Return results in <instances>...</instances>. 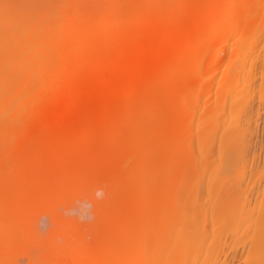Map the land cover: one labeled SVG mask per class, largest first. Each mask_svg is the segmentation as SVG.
I'll use <instances>...</instances> for the list:
<instances>
[{"label":"bare ground","instance_id":"6f19581e","mask_svg":"<svg viewBox=\"0 0 264 264\" xmlns=\"http://www.w3.org/2000/svg\"><path fill=\"white\" fill-rule=\"evenodd\" d=\"M61 1L59 4L54 3V0H0V123L3 125L2 122H6L9 126L5 130L12 134L2 137L3 142H0V233L11 236L12 231L5 227L10 223L9 216L18 219L31 201L48 199L64 189L95 181L104 188L108 187V195H114V214L120 224L115 248L123 257L128 253L134 256L133 260H137L140 254H136L135 258V250L139 251L143 243L142 248L147 244L150 245L147 246L149 249L152 247L157 252L158 249L161 250L165 264L167 261V264H218L224 250L229 247L226 238H222V232L229 230L236 240L231 248L246 239L251 259L248 264H264V195L258 202L254 200V203L245 196L247 170L250 171L249 176H253L256 169L261 171L258 172L259 177L264 174V168L259 169L260 156L257 160L259 167L256 164V169L253 168V161L250 170L247 169L246 164L251 162L247 160L245 153L249 146L250 131L247 133L244 126H239L241 115L234 117L236 113L231 117H238V121L229 125L234 121L230 118V123L224 125L225 122L222 121L221 126L217 115L224 120L223 114L227 112L225 108L221 114L217 101L214 106H209L210 109L205 108V112L201 114L203 116L199 115V118L204 117L202 125L199 124L194 129H203L196 134L192 131V114L195 108L198 109L195 103L199 102L196 98L209 91L211 86L206 81L210 79L205 77L204 81V74L207 68L212 69L224 58L223 45L232 35H229V31H234L237 26L240 29L247 27L241 30L242 34H238L240 29H236L239 36L233 41H241L237 45L238 42L234 43L233 52L242 50L248 44L244 42L248 40L246 37L252 39L248 44L252 50L256 46V36V43L264 41V38L261 39L264 34L260 35L264 33V29H259L264 27V0H173L171 8L172 0H167L169 7L164 4L159 7L161 10L155 9V14L141 23L134 22L135 25L130 23L131 26L128 24L125 27L126 24L119 20L120 24L111 26V31L124 30L127 33L125 29L130 28L127 31L129 34L133 32L131 38H117L114 33V40H108L106 45L103 40L105 36L88 43L80 35L84 33H76L78 30L74 31V22L78 18L74 19L72 15L69 17V1ZM183 1L186 2L185 5L182 4ZM175 2H181L184 6H175ZM161 11L166 14L165 17L158 16ZM66 12H69L68 17H64ZM73 24L74 29L71 27ZM66 27H71L72 30H66ZM60 29L64 31L61 33ZM27 30L30 34L26 35H32V38L24 37ZM102 30H107V27H102ZM120 32L116 36L121 35ZM244 33L249 36L244 37ZM224 34L227 35V40ZM21 37L27 38V41ZM64 39L66 44L63 43ZM61 42L65 45L64 48L60 46ZM97 43L102 48H97ZM74 56H79L80 59H75ZM237 57L241 55L238 54ZM244 57L239 59L240 64L232 57V67L225 71L227 76H224L226 78L223 82L226 80L231 88L236 84H233L234 79L238 80L241 73L242 78L245 73L246 78H250L249 74L255 73L259 65V57ZM25 61L29 62L24 63ZM235 61L238 65L233 66ZM23 63L27 66L25 70L28 65L33 66L34 70L29 67V72L36 69L32 74L40 70L37 76L34 75L40 78L29 75L32 80L38 81V85L33 86L34 89L45 86L47 93L42 88L38 89V93L37 90L32 93L34 89L30 87L32 91H29L28 82L31 79L29 75L26 77V72H21L24 69ZM48 63L52 66L55 64V68ZM261 64V68L257 69L264 70V57L261 58ZM16 68L29 78L26 79L28 81L17 78L18 81L15 78L18 82L14 83L9 75L12 70L17 74L19 71ZM261 72L264 73L259 71L260 74ZM42 76L44 83L40 85L43 82ZM45 77H51L50 80L47 79L49 82L45 81ZM21 81L26 84L19 86ZM249 88H244V95ZM41 89L47 94L44 93L45 97ZM27 90L30 95L35 94L31 95L33 98L41 93V98L37 96L39 102L35 97L36 103L31 104L32 98H28V94L23 95ZM23 96L28 100L24 98L22 101ZM15 97L19 98L17 101L20 105H16V102L13 104ZM233 98L232 103L235 101ZM244 102L246 105V100ZM15 105L19 107L17 114L15 113L18 120L17 116L13 118L15 114L10 119H3L6 118L8 109L9 112L11 108L16 109ZM201 111L202 109L200 113ZM256 112L259 113V110ZM207 113L209 115L206 116ZM229 114H226L225 119ZM194 140L198 143L200 140L201 145L204 143L203 150L200 144L197 145L201 147H197V152L202 150L198 152L199 157H194L198 155L192 147L196 145L193 144ZM255 154L253 156L256 158ZM228 172L233 173V180L226 184L223 179ZM201 174L208 175L206 182L205 175L202 178ZM193 175L197 177H192ZM249 178L246 183L253 177ZM198 179H203L205 183L198 182ZM189 180H195L190 183L192 186L189 185ZM253 187H249L250 192ZM201 194L206 198L204 201L201 200ZM144 222H147L146 227L145 224L142 225ZM145 229L150 230V238L145 236L148 232ZM221 230L223 231L219 232ZM218 233L222 235L219 237ZM143 235L148 241L144 242ZM71 255L69 254V258ZM156 255L158 259L162 256ZM123 257L120 255V258ZM150 257L153 258L150 255L146 260ZM149 260H144L143 263L148 264Z\"/></svg>","mask_w":264,"mask_h":264},{"label":"rangeland","instance_id":"374dc122","mask_svg":"<svg viewBox=\"0 0 264 264\" xmlns=\"http://www.w3.org/2000/svg\"><path fill=\"white\" fill-rule=\"evenodd\" d=\"M60 1L61 0H54V3L58 2L60 4ZM65 1L66 2L69 1L68 4H70V6L68 5L67 8L70 7V15H69V12H68V14L66 12V15L64 17H68L67 15H69V17H70L72 15L73 18L74 17L75 18H78V19H75L74 18L76 20V22H74L75 29H74V24H73V26H71V27H73L74 31L75 30L76 31L78 30L76 33H84L83 35L82 34H80V35L83 36L84 37L83 39H86V41L88 40V43L90 41H97V39L98 40L103 39V36H105V38L103 39L104 42H105V45L108 43V40H112V39L114 40V37H113L114 36L113 35L114 33H115V37L121 38V39H129V38H131V36L133 34V32H132V34H129L130 32L127 31V29H130V28H127V29L124 28L127 33H124V30L121 31V32L120 31H117L118 33L117 32H113V31H111L112 30L111 29V26H117L120 23H124V24H126V26L125 25H123V26L127 27V25L130 24V23H132V25H135V24H133L134 22L136 24L141 23V22H143L145 20V18L148 19V17H152V15L155 14L154 13V10L155 9H157V8H159L161 6H164V4H166V2L168 3L167 0H77V1L76 0L75 1L74 0L73 1L72 0H64V2ZM172 2H173V0L171 1V3ZM97 3H100V4H97ZM180 3L181 2L176 3L175 6H177V4H179V6L181 5V7H183L186 2L185 3H184V1L182 2V4L184 3L183 6ZM66 4L67 3H65V6H66ZM73 5H74V7H73ZM65 6L63 8H64V10L66 9L65 11H67V8ZM166 6H168V5L166 4L165 7ZM172 6H173V3L170 5V8ZM178 7H177V9H178ZM173 8H176V7H173ZM79 10H80V14H79ZM157 10L159 11L161 9L159 8ZM162 10H164V9H162ZM68 11H69V9H68ZM87 11H88V13H87ZM164 14H162V11H161V13L160 12L158 13V16H164L165 17L166 14L165 15ZM64 17H63V19H68V18H64ZM161 18H163V17H161ZM150 19L151 18H149V20ZM119 20L121 21L120 23L118 22ZM149 20H147V21H149ZM151 21H153V20H151ZM130 26H131V24H130ZM210 26H209V28H210ZM100 27H101V30H99ZM102 27L103 28L104 27H107V30H102ZM239 27H240V24H239ZM244 27H241V29H240L237 26L236 29L237 30L240 29L239 32L236 29H234V31H229L230 33L228 32V30L225 29V31L227 33H229V35H231V34L232 35L229 38H227L228 39V41H226L227 43L225 45H223V47H225L226 49L224 48V55H222L224 58L222 57L223 58V59H221L222 61L220 60L219 61V64L217 66L215 65L212 69L207 68V71L204 74L205 75L204 78H203L204 81H205V77L207 79H210L209 81L208 80H206V81L211 86H210L209 91H206V93H204V94L202 93L203 95L200 94L201 96L199 95V97L196 98V101L198 102V100H199V102L198 103H195V104H197L196 106H198V109L195 108L196 114H194L195 112H193V114L191 113L192 115L195 116V117L193 116L194 122L192 120V122H193V129H192V131H193L194 134H196L197 131L199 132L200 130L203 129V128H201L200 130L199 129L197 131L195 130L197 127H199L198 126L199 124L202 125V122H203V119H204V117H200L199 118V115L200 116H203L201 114H203V112H205L204 111L205 108L208 107L207 109H210L209 106H212V105L214 106L215 105V102L217 101L216 102V105L218 106V110L221 111V114H223L225 110H226L225 112H227V113H224L225 115L223 114V116H225V118H226V114H229V112L232 113V114H229L230 116L228 115L229 117L227 116V119L224 118V120L222 119L223 118L222 116L217 115L219 118H217V117L216 118H217V120L220 119V121H218V123L221 124V126H223V124L224 125H227L228 123H230L228 121L230 118L231 119H234V121L232 120L231 123L229 124V125H231L233 122H235V120L238 119L239 115H241L239 117V119L242 120V121H240L239 119H238L239 121L237 120L239 122V126L240 127H243L244 126V128L247 130V133L250 131L249 134H248L249 135L248 137H250V138H248L249 139V146H248V148H247V150H246L245 153H246V156H247V160L249 159V161L251 160V162L250 163L248 162V164H246V165H248V168L247 169L250 170V168H251L250 165L254 161V164L253 165H255V166L252 165L253 168L257 167L258 164H259V166H260L259 169L262 170V168H264V118H262V117H264V73L261 72L262 74H260L259 71H264V70H259V69L261 68V65H262L261 64V58L264 57V47H262V45H264V41H258V43H256L257 36L255 34H253L254 36H256V41L254 40L255 41L254 43L256 44V46L254 47L252 45L254 47V48L251 47V48H253V50H252L248 46V44H250L249 42H251L252 39L250 40L251 37L250 38L246 37L247 34L244 33L245 34L244 37H246L248 39L247 41L245 40L244 42H246V43L248 42V44H245V45L242 44V46L244 45L243 46L244 48L243 47H241V48L245 49V52L247 50V52L245 53L243 51V49L242 50L240 49V51L238 49V52H236V51L233 52L234 51L233 49H235V48L232 47V46H234V43H236L238 41H241V39L239 37L238 39H240V40H238V41H236V40L233 41V40H234V38L236 39V37L239 36V35L237 36V32H238V34H242L241 32L244 30ZM70 28H67L66 27V30L67 29H70ZM209 28L207 27V29H209ZM246 28L247 27H245V29ZM258 28H259V26H258ZM64 29H65V27H64ZM259 29L262 30V29H264V27L259 28ZM71 30H72V28H71ZM209 30L207 31V33L209 32ZM256 30H258V29L256 28ZM59 31H61V33H62L64 30L60 29ZM210 31H212V30H210ZM262 31H264V30H262ZM29 32L30 31L27 30L24 33L26 35V34H30ZM70 32H72V31H70ZM119 32L121 33V35L116 36L117 34H119ZM122 32L124 34H122ZM250 32H251V30H250ZM61 33H60V35L62 36L63 34H61ZM65 33H66V31H65ZM67 33H68V31H67ZM259 33H260V31H259ZM69 34H71V33H69ZM256 34H257V32H256ZM262 34H264V33H260V35H262ZM33 35L35 37V34L34 33H33ZM60 35L58 34V36L61 38ZM224 35H225L224 37L226 39V36L227 35L226 34H224ZM27 36L28 37H31L32 35H26L24 37H27ZM56 36L54 38H56ZM247 36H249V35H247ZM67 37H68V35H67ZM21 38H23V37H21ZM21 38H19V39L21 40ZM262 38H264V35H262L261 39ZM26 39L23 38V40L27 41ZM65 41L66 40L64 39V42L63 43L66 44ZM67 41H68V39H67ZM224 42H225V40H224ZM63 43L60 44V46L62 48H64V46H65ZM254 43H251V44H254ZM92 44H94V43H92ZM237 44H239V42L236 43V45ZM91 47H93V45ZM96 47L97 48H102V45H99V43H97ZM227 49H228V51H227ZM254 49H256V50H254ZM232 52H233V54H231ZM235 53H237V54H235ZM247 53H248L249 56L251 55L253 57V55H254V56H257V57L260 58V60L258 59V62H259L258 64L259 65L257 67L259 69L256 68L255 73H251V75L249 74L248 77H250V78H246V76H247L246 73L244 74L245 77L242 78L243 77L242 76L243 74L241 73L239 75V77H238V80L236 78V79H234L235 82H233V84L236 83L235 86L237 85L238 86V89H237V86L236 87L234 86V87L231 88V86L229 87L228 83H226V80H225V82H223L224 78H226L224 76H227V74H225L227 72V69L228 68L230 69L232 67L231 65L233 64V62H230V60H232V57L233 58H236L238 56V54H239V55H241V57H237L238 59L236 58V60H238L237 62L239 63V59L241 60L244 57V55H245L246 58L249 57L248 55H246ZM230 56H231V58H230ZM245 57H244V59H245ZM250 57L248 59H251ZM77 58L80 59L79 56L75 57V59H77ZM248 59H247V62H248ZM14 61H13V64H14ZM73 61H75V60H73ZM26 62L28 63L29 61H25L24 63H26ZM54 62L56 63V60H54ZM229 62L231 64H229ZM24 63H23L22 66H24ZM51 63H53V62H51ZM238 63H236V61H235L233 66H235L236 64L238 65ZM54 65L53 66L50 65V66H52V67L55 68L56 65L55 66ZM72 65H70V67H72ZM28 66L33 69V66L32 65L31 66L28 65ZM29 67H28L27 70H25L27 68V66L25 65L24 66V69L21 70V72H23V71H24V73L26 72L25 73L26 77L29 74L32 75L33 77H34V75L37 76L38 75V72L40 70H38L36 74H32V73H35L36 69H35V71H32V69H31L30 72H29V69H30ZM51 69H53V68H51ZM208 69H210V70H208ZM15 70H17V72L18 71L19 72L16 74V72L14 70H12L10 72V75H9L10 77L12 76L11 77L12 79H14V83L18 82L20 79H22L23 81H28L26 79H29L30 78L31 79L30 80V83L28 82V84L30 86L28 85V89H29V87L31 89H34L33 86L36 85V84L38 85V81H36V79H33L32 80V77H30V75H29V78H26L24 76V74L20 72V69H17L16 68ZM71 70H73V68H71ZM69 72H70V69H69ZM19 73L21 75H19ZM20 76H22V77L20 78ZM23 76H24V78H23ZM36 76L34 78H38L39 77V76L38 77H36ZM42 77H43V80H41V81H43V82H41L39 79H37V80H39L41 82V83L39 82L40 85L42 83H44V76H42ZM15 78L16 79L18 78L19 80L17 79L18 81H16ZM50 78L49 77L46 78L45 81H47V79L50 80ZM23 81H21L20 84L18 83L19 86H21L22 84L23 85L26 84V82L23 83ZM32 81H34V84L32 83ZM47 82H49V81H47ZM242 82L245 85L244 84H241ZM13 85H15V84H13ZM16 86H13V87H16ZM242 86L244 88H247V87L249 88V86H250V88L248 90V92H250V94H248V92L246 90V93L248 95L245 94V95H247V96H245L244 95V93H245L244 90L245 89ZM42 87L39 86V88H35L34 89V92L31 89H29V91H32V93H35V90H37L36 92L38 93V89L40 90V88H42ZM253 87H254V89H253ZM240 88H241V90L243 89V91H241ZM42 89H45V86ZM42 89H41V93L43 95L45 93V91L42 90ZM235 89H237V90H235ZM228 90H229V92H228ZM47 91H48V89L46 90V93H47ZM27 92H28V90H27ZM27 92H25L23 95L28 94L29 96H27V95L26 96L28 98H30V99L32 98V103L31 104H33V103L35 104L36 103V99H37V102H39L40 99H38V97L41 98V96H40L41 93H39L37 95L38 97L35 96L37 98L34 99L35 97L33 98L32 96H34L35 94L32 95V93H31V95H32L31 96L29 94V92L28 93ZM45 94H44V97L47 95V94L46 95ZM235 94H237V95H235ZM239 94L242 95V96H240ZM26 96H23L22 101H23L24 98H26V100H28V98ZM242 97H243V99L241 100ZM42 98H43V96H42ZM232 98L236 102L233 101V103H232V100H231ZM18 99L15 97V99L12 100L13 104H15L14 102H16V105H17V103H18V105H20L19 101H17ZM30 99H29V102L31 101ZM245 100H246V105L244 104L245 103L244 102ZM222 102L224 103V105H223ZM248 102H249V104H248ZM219 103H222V104H219ZM16 105H15V107H16ZM220 105L222 107L223 106L224 107L221 109V106ZM231 105H233L232 108L234 110L235 109H237V110H235V111L232 110L231 109ZM236 105H237V107H236ZM245 106L247 107V110H246V107ZM219 107H220V109H219ZM243 107H245V108H243ZM214 108H216V106ZM18 109H19V107L18 108L16 107V109L15 108H11L10 109L11 110L10 111L11 113L9 112V109H8V113L6 111V118H3V119H10L11 116H13ZM201 109H202V111H201L202 113H200V110ZM230 109L234 113L231 112ZM252 109H254V110H252ZM12 110H13L14 113L12 112ZM257 110H259V113L256 112ZM220 111H219V113H220ZM240 111H242V112H240ZM213 113L215 114V112H213ZM16 114L14 115L13 118L15 119L16 116H17V119L16 120H18V115H16ZM244 114H246L247 116L244 115ZM207 115H209V114L207 113L206 116ZM233 115H234V117L235 116H238V117L237 118H232ZM211 116H212V113H211ZM213 116L215 118V115H213ZM248 116H249V118H248ZM251 116L253 117V119H252ZM19 118L21 119V117H19ZM251 119H252V121H251ZM204 121L206 122V118H205ZM209 121H211V119H209ZM213 121H215V119ZM222 121L225 122V123H223ZM237 121H236V123H237ZM247 121H249L250 123L247 122ZM2 123H3V125H1V123H0V126H3V127H0V129H1L0 130V142L2 140V137L12 136V134H10L8 131L5 130L9 125L8 124H5L6 122L5 123L2 122ZM15 124L17 125L18 123H15ZM4 125H5V128H4ZM203 126H205V125H203ZM191 127H192V125H191ZM2 142H3V140H2ZM252 142H254V143H252ZM194 143H196V145H193L192 147H193V149L195 148V151L198 154V152L200 150L197 152V147H198V149H200L201 147L199 148V146H197V145L200 144V146H202L204 143L202 142V145H201L200 140H199V143L197 142V140H194L193 144ZM253 147H254V149H253ZM203 148H204V146H202V150H203ZM255 150L257 151V154H255L256 153ZM196 153H194V154H196ZM253 154L257 155L256 158H255V156H253ZM196 156L199 157V154L198 155H195L194 157H196ZM259 156H260V158H259V161L260 162L257 161ZM257 162H259V163L257 164ZM246 163H247V161H246ZM256 164H257V166H256ZM255 169H253V172L255 171ZM249 172L247 170L246 177L247 178L253 177V178H251V179L249 178L251 181L248 180V183H249L248 184V183H246L247 182V178L245 177L246 181H245V184L244 183L243 184H244V186L247 184V190H246L247 193H245V196L247 195L249 197L251 203H254L255 202L254 200H256L258 202L259 200L262 199L261 196L264 195V193H262V192H264V184H262V183H264V174L261 175L262 177H259L261 171L258 170V169H256V171L253 173V176H249L250 175ZM258 172H260V173H258ZM196 173H198V171ZM197 175L196 176L193 175L192 177H197ZM204 175H202V178H203ZM207 177H208V175H205V177H204L205 182L207 181ZM221 178H224V177H221ZM190 179H193V178H190ZM195 180L197 181V179H195ZM195 180H193V181H195ZM202 180L203 179H200V180L198 179V182L199 181H200V183L204 182V180L203 181ZM232 180H233V173L232 172H228V174L225 177V179H223V181L226 184L229 183V182H231ZM255 180H257V181H255ZM193 181L192 180H189L188 183H189L190 186H192L190 183L193 182ZM194 184H195V182H194ZM194 184H193V186H194ZM105 185H107V184H105ZM195 185L198 186L199 184L196 183ZM252 185L254 187H253V190L250 192V188H251ZM257 186H258V188H257ZM106 187L105 188L102 187L100 185V183H97L95 181H90V182L84 183L83 185H79V186H75V187H71V188L64 189V190L56 193V195L53 196V197H51V198H48V199H46V198H38L34 202L31 201V203H29V204L26 205L25 209L23 210L22 215L20 217H18V219H14V218L10 217L11 216L10 215L9 216V222L10 223L7 226H5V227H8L6 229H10V232L12 231L11 236L9 237V236H6V235H2V233H0L1 234L0 235V264H69V263H71V264H107L108 262H109L108 264H110V262H111V264H128L127 262H129V264H138V263L139 264H145V262L143 263V261L145 260L147 262L149 259L150 260L153 259V262H152V260L151 261L149 260L148 264L150 262H152L150 264H165V262H164L165 259L162 258L163 257V254H161V252H160L161 250L158 249L159 252H157V249L155 251L151 247L150 248V249H152V251H151L152 254H151L150 253V249L148 248L150 245L148 246L146 243H145L146 246H144L145 244L143 245L144 248H142V244L143 243L141 244V249L139 251L142 252V253H140L138 251V249H137L138 252L135 250V252H136L135 253V258L137 257V255H139V254L141 255V256L139 255L137 257V260L136 259L133 260L134 258L132 259V257H134V256H130L128 253L126 254V257H127V255L129 257V258L127 257L128 259L126 257H123L121 253L120 254L118 253L119 250H117V248H115V247L117 246L116 243L118 241L117 236L119 237V234H120V232H119L120 231V228H119L120 224L118 223V220L116 219V216L114 214V200H115L114 195H112V194H109L108 195L107 194L108 187L107 188ZM245 189H246V186H245ZM248 191H249V193H248ZM201 195H200V197H202L201 200L204 201L203 199H206V198H205V196L203 194H201ZM250 195H252V196H250ZM145 223H147V222H144L142 225H144ZM14 225L16 226V228H13ZM147 226L150 227V225H148V224H147ZM247 226H248V224H247ZM145 227H146V224H145ZM246 227H245V229H246ZM118 228H119V230H118ZM146 231H148V229ZM149 231L146 232L147 234L145 235V236H147V238H150L149 237L150 236L149 235ZM222 231L223 230H221L219 232H222ZM110 233L112 234L113 237L110 236L111 235ZM143 234H145V233H143ZM222 234H224V235H222ZM222 234L221 233L220 234L218 233V236L220 237L222 235L223 240H225V238H226L227 244L229 243L228 244L229 247H227L224 250L225 253L223 252L224 255H222L220 257L221 259L218 262V264H224V263L225 264H227V263L228 264H230V263H232V264H248L249 263V260H251L250 257L248 256L249 242L246 241V239H243V240H241L239 242L238 245L237 244L236 245H233V248H234L233 249V248H231V245H232V243H235V241H236L235 240V235L233 236L232 233L229 232V230H226L225 233L222 232ZM227 234H228V236L226 237ZM143 238H144V242L145 241H148L147 238L144 237V235H143ZM236 238H237V235H236ZM150 240L151 239H149V241ZM244 240L246 242H244ZM209 241L210 240H208V242ZM243 242L246 243V245ZM230 248H231V250H230ZM111 249L114 250V251H112ZM66 250L68 252H66ZM69 251H73V253H71V252L69 253ZM145 251H146V253H145ZM153 251H154V253H153ZM226 251H227V254H226ZM155 253L156 254H160L162 256L161 257L159 256V259H158L157 258L158 255H156ZM69 254L70 255L73 254V255H71V257L69 258ZM117 254H119V255L117 256ZM120 255L123 258H120ZM150 255L153 258L150 257L149 259L146 260V258H148ZM140 258H141V261L142 262L139 260ZM223 258H224V260H223ZM154 259L157 260V261H155ZM158 260H159L160 263L158 262ZM116 261H118L119 263L116 262ZM167 262H166V264H167Z\"/></svg>","mask_w":264,"mask_h":264}]
</instances>
